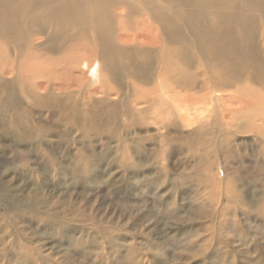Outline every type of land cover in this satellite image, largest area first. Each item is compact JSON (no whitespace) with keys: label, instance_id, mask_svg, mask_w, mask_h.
Listing matches in <instances>:
<instances>
[{"label":"rangeland","instance_id":"obj_1","mask_svg":"<svg viewBox=\"0 0 264 264\" xmlns=\"http://www.w3.org/2000/svg\"><path fill=\"white\" fill-rule=\"evenodd\" d=\"M86 62L77 74L86 78L83 89H90L78 94L82 111L77 110L74 131L35 111L41 121L33 119L30 128L45 133L25 145L23 158L15 148L19 142L8 137V143L0 134V231L6 236L0 232V255L7 247L10 253L0 261L264 264V92L259 84L248 81L253 92L224 91L225 98L234 91L259 100L253 105L238 97L241 111L229 118L212 88L195 94L170 88L167 92L178 94L168 101L167 95L160 97L169 103L166 112L161 110L163 121L151 110L145 117L134 112L139 125L132 131L124 118L117 131L104 123L99 134L85 117L94 100L107 98L96 90L112 82L103 81L97 62ZM119 73L126 98L141 96L143 86L133 94L136 84L125 69ZM154 84L144 88L153 101ZM193 100L198 102L191 106ZM20 253L26 262L16 259Z\"/></svg>","mask_w":264,"mask_h":264},{"label":"bare ground","instance_id":"obj_2","mask_svg":"<svg viewBox=\"0 0 264 264\" xmlns=\"http://www.w3.org/2000/svg\"><path fill=\"white\" fill-rule=\"evenodd\" d=\"M129 25L134 34L128 33ZM84 61L97 62L103 81L112 82L96 90L107 98L93 99L85 117L99 134L104 123L117 131L124 118L132 131L139 125L134 112L145 117L151 110L163 121L169 103L160 97L167 95L168 101L178 94L167 92L170 88L195 94L210 87L213 98L221 96L218 108L232 117L241 111L238 97L254 105L258 96L243 98L233 91L225 98L224 91L253 92L252 81L264 92V0H0V134L19 142L20 158L25 145L45 133L30 128L33 119L41 121L35 111L48 113L59 128L67 123L72 132L77 127L78 94L90 89H83L86 78L77 74ZM120 69L136 84L133 94L143 86L132 102L122 93ZM152 82L155 106L144 90ZM183 95L185 101L192 98ZM194 100L191 106L199 101ZM7 248L2 259L10 254ZM16 259L26 262L27 256L20 253Z\"/></svg>","mask_w":264,"mask_h":264}]
</instances>
